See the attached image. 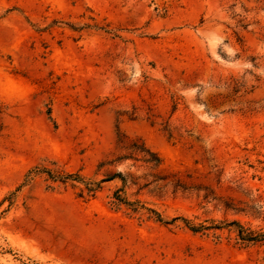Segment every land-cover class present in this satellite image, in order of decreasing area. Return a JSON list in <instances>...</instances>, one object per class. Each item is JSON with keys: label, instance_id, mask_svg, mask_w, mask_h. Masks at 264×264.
<instances>
[{"label": "rangeland", "instance_id": "obj_1", "mask_svg": "<svg viewBox=\"0 0 264 264\" xmlns=\"http://www.w3.org/2000/svg\"><path fill=\"white\" fill-rule=\"evenodd\" d=\"M0 264H264V0H0Z\"/></svg>", "mask_w": 264, "mask_h": 264}, {"label": "trees", "instance_id": "obj_2", "mask_svg": "<svg viewBox=\"0 0 264 264\" xmlns=\"http://www.w3.org/2000/svg\"><path fill=\"white\" fill-rule=\"evenodd\" d=\"M143 149L142 151L148 155H151L152 157H154V161L155 163L159 161V157L154 153V152H151L148 148H145L144 146H142ZM147 161H150V159H148ZM121 177V174L120 173H117L115 174L114 176L112 177ZM109 178V179H112ZM63 179H68V178H72V179H75V178H79V176L77 174H66L65 176L62 177ZM246 239H251V238H246Z\"/></svg>", "mask_w": 264, "mask_h": 264}]
</instances>
